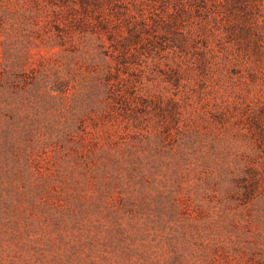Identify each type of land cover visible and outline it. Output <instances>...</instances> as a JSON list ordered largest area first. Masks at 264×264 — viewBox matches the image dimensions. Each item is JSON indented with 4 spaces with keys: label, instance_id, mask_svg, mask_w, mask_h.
Returning a JSON list of instances; mask_svg holds the SVG:
<instances>
[{
    "label": "rangeland",
    "instance_id": "374dc122",
    "mask_svg": "<svg viewBox=\"0 0 264 264\" xmlns=\"http://www.w3.org/2000/svg\"><path fill=\"white\" fill-rule=\"evenodd\" d=\"M32 2L0 0V264H264V76L169 51L107 84Z\"/></svg>",
    "mask_w": 264,
    "mask_h": 264
},
{
    "label": "trees",
    "instance_id": "16d2710c",
    "mask_svg": "<svg viewBox=\"0 0 264 264\" xmlns=\"http://www.w3.org/2000/svg\"><path fill=\"white\" fill-rule=\"evenodd\" d=\"M30 1L44 4L55 22H63L65 29L57 28L61 44L72 32L88 39L98 52L94 64L102 71L99 78L107 84L139 57L161 59L169 51L183 58L188 70L205 75L238 71L247 64L252 81L257 74L264 76V0ZM183 74L177 67L176 81ZM250 122L251 133L264 144V110L253 111Z\"/></svg>",
    "mask_w": 264,
    "mask_h": 264
}]
</instances>
